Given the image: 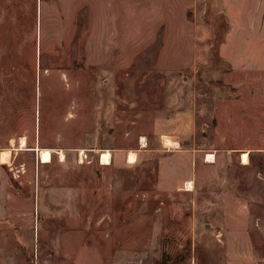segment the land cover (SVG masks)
<instances>
[{
  "label": "rangeland",
  "instance_id": "obj_1",
  "mask_svg": "<svg viewBox=\"0 0 264 264\" xmlns=\"http://www.w3.org/2000/svg\"><path fill=\"white\" fill-rule=\"evenodd\" d=\"M217 5L0 0V264H264V42Z\"/></svg>",
  "mask_w": 264,
  "mask_h": 264
},
{
  "label": "crops",
  "instance_id": "obj_2",
  "mask_svg": "<svg viewBox=\"0 0 264 264\" xmlns=\"http://www.w3.org/2000/svg\"><path fill=\"white\" fill-rule=\"evenodd\" d=\"M220 8L221 13L227 18L230 29V35L234 32H239V34L246 32L253 36V39L257 42H264V0H215ZM243 20V22H242ZM232 32V33H231ZM228 35V34H227ZM251 37H246L247 41H250ZM228 41L223 44V53L225 46ZM230 61V60H229ZM244 61V60H243ZM239 62L231 61L233 64H240L249 62L253 65H262L261 62L257 60ZM180 114H182L180 112ZM183 116L188 115L183 112ZM190 125H187V128ZM173 137V136H172ZM174 143H178L177 138H172ZM188 180V179H187ZM191 180H188L190 182Z\"/></svg>",
  "mask_w": 264,
  "mask_h": 264
},
{
  "label": "bare ground",
  "instance_id": "obj_3",
  "mask_svg": "<svg viewBox=\"0 0 264 264\" xmlns=\"http://www.w3.org/2000/svg\"><path fill=\"white\" fill-rule=\"evenodd\" d=\"M20 141H21V148H24L27 145L26 138L25 137H22ZM167 143L174 144V142L171 141V140H169V139L167 140ZM35 150H39L40 159H41V162L42 163H48V162H51L52 161V150L51 149H49V148L41 149L40 147H37V148H35ZM11 155L12 154H11L10 148L9 149H5L1 153L0 161L3 162V163L10 162ZM207 157L212 159L214 157V155L213 154H208ZM242 158H243V162L248 164L249 161H250L249 152L248 151H244L242 153ZM136 160H137L136 153L135 152H131L129 154V162L134 163V162H136ZM101 164H104V165H110L111 164V152L110 151L107 150V151H104L103 152ZM191 183L192 182H188V184H187L188 187L186 189H192L193 188V186H192Z\"/></svg>",
  "mask_w": 264,
  "mask_h": 264
},
{
  "label": "built area",
  "instance_id": "obj_4",
  "mask_svg": "<svg viewBox=\"0 0 264 264\" xmlns=\"http://www.w3.org/2000/svg\"><path fill=\"white\" fill-rule=\"evenodd\" d=\"M103 154V153H102ZM102 154L100 156V162L102 161ZM84 157H87L86 152L82 151L80 154V160L83 162L84 160H86Z\"/></svg>",
  "mask_w": 264,
  "mask_h": 264
}]
</instances>
